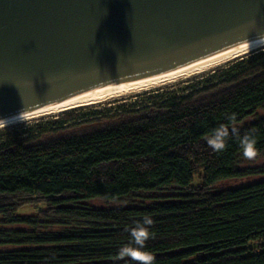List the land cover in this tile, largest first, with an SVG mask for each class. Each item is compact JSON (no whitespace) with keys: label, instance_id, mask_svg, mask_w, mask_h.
<instances>
[{"label":"trees","instance_id":"obj_1","mask_svg":"<svg viewBox=\"0 0 264 264\" xmlns=\"http://www.w3.org/2000/svg\"><path fill=\"white\" fill-rule=\"evenodd\" d=\"M179 91L0 133V264H134L117 254L145 215L155 264H264V166L231 133L264 159V51Z\"/></svg>","mask_w":264,"mask_h":264},{"label":"water","instance_id":"obj_2","mask_svg":"<svg viewBox=\"0 0 264 264\" xmlns=\"http://www.w3.org/2000/svg\"><path fill=\"white\" fill-rule=\"evenodd\" d=\"M258 32L264 0H0V119L173 70Z\"/></svg>","mask_w":264,"mask_h":264},{"label":"bare ground","instance_id":"obj_3","mask_svg":"<svg viewBox=\"0 0 264 264\" xmlns=\"http://www.w3.org/2000/svg\"><path fill=\"white\" fill-rule=\"evenodd\" d=\"M257 51H259V49L251 50L247 44L244 43L158 75L127 80L88 90L45 107L24 113L22 114L24 122H17L7 127H0V130L55 115L68 114L80 108L93 106L127 95L147 94L146 92L163 88L174 83H185L187 82L186 79L222 68L233 60L241 59Z\"/></svg>","mask_w":264,"mask_h":264},{"label":"clouds","instance_id":"obj_4","mask_svg":"<svg viewBox=\"0 0 264 264\" xmlns=\"http://www.w3.org/2000/svg\"><path fill=\"white\" fill-rule=\"evenodd\" d=\"M256 20L253 18L248 22L247 27L254 29ZM247 46L253 49H260L264 51V33L258 32L255 40L245 39ZM234 119V117H230ZM17 122H24L22 113L18 116L0 119V127H7ZM229 128L223 125L215 128L210 136H206L205 140L208 146L214 152H221L226 147V141L229 138ZM231 133L239 139L240 147L242 148L243 156L252 159L255 156V139L251 133H245L242 137L239 136L238 129L233 127ZM153 224V220L148 216H143L142 220L138 222L129 231L130 241L122 246L118 251V259H128L134 264H155V257L145 251L146 241L150 239L149 228Z\"/></svg>","mask_w":264,"mask_h":264},{"label":"rangeland","instance_id":"obj_5","mask_svg":"<svg viewBox=\"0 0 264 264\" xmlns=\"http://www.w3.org/2000/svg\"><path fill=\"white\" fill-rule=\"evenodd\" d=\"M233 61H235V60H233ZM210 72H212V71H209V72H206L204 74L191 77L189 79H186V81L194 80L195 78L200 77V76L205 75V74L210 73ZM182 81H184V80H182ZM184 84L185 83H183V82L174 83V84H171L169 86H166V87H163V88H159V89H155V90H152V91H149V92H146V93H150V95H155V94H161L162 92L168 91V92H173L175 94H180L179 88H183ZM147 96H148V94H146V95H141V94L127 95V96H124V97L112 99V100H109V101H106V102H102V103H99V104H96V105H93V106H89V107L80 108V109H77V110H82V112L84 114H87V113H89L91 111H94V110H96L98 112H104V110H106L109 107H113V106H120V105L125 104L126 107H127V105L128 106L129 105H134V103L135 104L138 103L141 99H145ZM77 110H74V111H77ZM71 112H73V111H71ZM58 116H61V115H55V116L47 117V118H44V119H39V120H36V121H32V122H29V123H22V124H19L17 126H13V127H10V128L2 129V130H0V133H5V132H9L10 133V132H14L16 130L18 132H21L25 128H28V126L30 127V126L36 124V122L44 121V120L52 121V120H55L56 117H58ZM41 126L45 127L44 125H41ZM249 165L250 166H261L262 167V166H264V159L263 158L248 159L247 161L244 162V166H249ZM262 178L264 179V177H262ZM257 180H259V179L258 178H252V179L250 178L249 180H243V181H229V182H224L222 184H219V186H217L216 188L218 190L227 189V188H237L239 186H243L245 184H248V183H251V182L257 181ZM39 209L40 208L31 207V208H27L26 211H24V212H28L30 214L31 213L36 214V212Z\"/></svg>","mask_w":264,"mask_h":264}]
</instances>
